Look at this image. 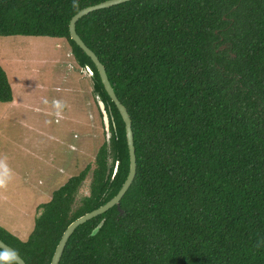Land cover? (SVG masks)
Segmentation results:
<instances>
[{
    "label": "trees",
    "instance_id": "1",
    "mask_svg": "<svg viewBox=\"0 0 264 264\" xmlns=\"http://www.w3.org/2000/svg\"><path fill=\"white\" fill-rule=\"evenodd\" d=\"M105 1L0 0V37L57 39L92 69L111 135L26 238L0 226L27 264H51L70 224L130 172L123 117L70 35L77 13ZM77 33L131 117L137 174L120 209L75 230L60 264H264V0H132L84 16ZM14 97L0 63V103Z\"/></svg>",
    "mask_w": 264,
    "mask_h": 264
},
{
    "label": "rangeland",
    "instance_id": "2",
    "mask_svg": "<svg viewBox=\"0 0 264 264\" xmlns=\"http://www.w3.org/2000/svg\"><path fill=\"white\" fill-rule=\"evenodd\" d=\"M0 63L15 96L10 104L0 103V160L11 170L0 188V226L26 238L39 206L92 164L111 135L91 73L76 64L64 42L0 37ZM89 186L90 179L80 195L89 193Z\"/></svg>",
    "mask_w": 264,
    "mask_h": 264
},
{
    "label": "water",
    "instance_id": "3",
    "mask_svg": "<svg viewBox=\"0 0 264 264\" xmlns=\"http://www.w3.org/2000/svg\"><path fill=\"white\" fill-rule=\"evenodd\" d=\"M132 0H107L105 2H102L100 4L94 5L87 7L83 10H81L79 13H77L71 20L70 22V35L73 41L77 43V45L92 59L94 62L95 66L98 69V72L100 74V77L102 79L103 85L110 96V98L115 102L120 114L123 117V120L126 124V132H127V141H128V147H129V153H130V172L127 177V180L125 181L124 185L122 186L121 190L119 193L108 203L105 205L101 206L100 208L85 214L84 216H81L77 220H75L73 223L70 224V226L66 229L64 232L57 249L55 251V254L53 256L51 264H60L62 256L64 254L65 248L67 246V243L75 230L85 224L86 222L94 219L95 217H98L106 212H108L110 209H112L114 206H118L120 209V203L129 188L131 187L132 183L134 182V179L137 174V157H136V150H135V144H134V135H133V129H132V120L131 117L125 108L123 104L119 101L117 95L115 94V91L111 85V82L109 81L107 71L105 66L101 63L97 55L85 44V42L82 40V38L79 36L77 33V22L83 18L84 16H87L88 14L101 10V9H106L110 8L115 5H119L125 2H129ZM88 71L93 75V71L90 67H88ZM102 109L104 110V105L101 103ZM106 115V122L108 123L107 120V114L106 111H104ZM117 170V169H116ZM0 248L4 251L7 250L13 255L17 257L18 264H27L20 256L19 254L8 244H6L3 240L0 239Z\"/></svg>",
    "mask_w": 264,
    "mask_h": 264
},
{
    "label": "clouds",
    "instance_id": "4",
    "mask_svg": "<svg viewBox=\"0 0 264 264\" xmlns=\"http://www.w3.org/2000/svg\"><path fill=\"white\" fill-rule=\"evenodd\" d=\"M57 108H62L60 102H56ZM11 178V170L7 164L0 160V188L6 187L8 180ZM0 264H18L17 257L7 250L0 251Z\"/></svg>",
    "mask_w": 264,
    "mask_h": 264
}]
</instances>
